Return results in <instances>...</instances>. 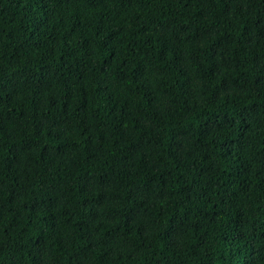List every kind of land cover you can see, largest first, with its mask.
Instances as JSON below:
<instances>
[{
  "label": "trees",
  "instance_id": "trees-1",
  "mask_svg": "<svg viewBox=\"0 0 264 264\" xmlns=\"http://www.w3.org/2000/svg\"><path fill=\"white\" fill-rule=\"evenodd\" d=\"M0 264H264V0H0Z\"/></svg>",
  "mask_w": 264,
  "mask_h": 264
}]
</instances>
